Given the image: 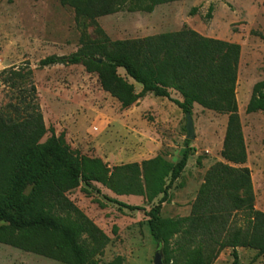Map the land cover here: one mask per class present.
Masks as SVG:
<instances>
[{"label":"trees","instance_id":"trees-1","mask_svg":"<svg viewBox=\"0 0 264 264\" xmlns=\"http://www.w3.org/2000/svg\"><path fill=\"white\" fill-rule=\"evenodd\" d=\"M80 16L91 19L122 9L152 11L171 0H61ZM210 6L208 17H211ZM241 47L239 44L204 37L188 27L139 40L109 42L87 39L83 48L69 56L51 55L41 66L83 64L97 72L102 88L129 107L147 94L165 97L184 113L194 103L229 115L222 155L227 161L209 168L185 217H162L163 203L171 201L170 188L188 164L193 147L189 140L181 158L172 162L162 155L110 167L99 157L71 149L64 135L47 133L36 102L31 71L7 70L5 81L15 77L30 83V98L24 105L0 110V243L67 263L98 264L109 238L88 219L66 193L83 183L87 191L101 193V184L117 195H141L149 202L161 196L148 211L154 239L170 256L171 241L180 236L188 247L184 264H212L220 251L232 248L234 264L238 247L257 250L264 264V211L256 208L252 171L245 165L248 152L244 141L235 94ZM102 58L100 62L98 59ZM127 75L142 85L137 92ZM13 86H16L13 83ZM169 88L183 95L172 97ZM25 91V90H24ZM21 101V102H23ZM264 111V80L255 84L247 112ZM109 202L131 210L141 207L104 195ZM86 235V238L84 236ZM183 240V241H184ZM118 257L112 264H121Z\"/></svg>","mask_w":264,"mask_h":264},{"label":"rangeland","instance_id":"rangeland-1","mask_svg":"<svg viewBox=\"0 0 264 264\" xmlns=\"http://www.w3.org/2000/svg\"><path fill=\"white\" fill-rule=\"evenodd\" d=\"M211 5L213 11L208 17ZM184 27L241 47L235 94L248 152L245 165L252 171L256 208L264 211V111L247 112L255 84L264 80V0H171L156 4L152 11L126 8L95 19L80 16L61 0H0V73L31 71L36 102L47 129L42 142L54 128L57 136L64 135L72 150L99 157L110 167L157 155L176 162L189 140L192 154L170 188L171 201L163 203L161 210L162 217H185L191 214L209 168L227 162L222 151L229 115L194 103L191 113L195 137L188 139L186 113L170 99L147 94L123 107L102 88L98 73L88 71L83 64L40 65L51 55L77 53L87 39L139 40ZM118 72L134 83L137 92L142 90L124 68ZM5 76L0 77V110L11 111V105L23 106L30 98L32 92L26 88L31 85L18 77L5 81ZM169 90L173 98L184 99L176 89ZM97 185L100 194L85 190L82 183L66 195L109 238L95 256L98 264H112L118 257L121 264H155L158 251L163 264L185 263L186 239L178 236L171 241L172 260L167 262L164 248L151 234L147 211L161 196L149 202L141 195H117ZM104 195L141 208L121 207ZM5 224L0 221V226ZM238 252L240 264H263V257L255 249L238 247ZM0 264L67 263L0 243ZM212 264H234L232 248L220 251Z\"/></svg>","mask_w":264,"mask_h":264},{"label":"water","instance_id":"water-1","mask_svg":"<svg viewBox=\"0 0 264 264\" xmlns=\"http://www.w3.org/2000/svg\"><path fill=\"white\" fill-rule=\"evenodd\" d=\"M98 60L101 62L102 58H99ZM186 118H187L186 127H187V131H188L187 138L188 139H194V137H195V129H194V124H193L192 113L191 112H187ZM154 263L155 264H163L162 256H161V253L159 251L155 255Z\"/></svg>","mask_w":264,"mask_h":264}]
</instances>
